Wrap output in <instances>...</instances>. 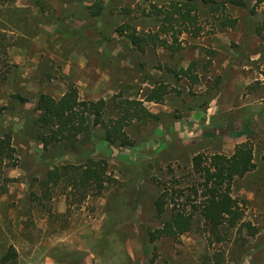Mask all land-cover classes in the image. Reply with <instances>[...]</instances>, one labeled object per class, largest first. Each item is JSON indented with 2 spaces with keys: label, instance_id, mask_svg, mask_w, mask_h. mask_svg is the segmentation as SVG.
Listing matches in <instances>:
<instances>
[{
  "label": "rangeland",
  "instance_id": "1",
  "mask_svg": "<svg viewBox=\"0 0 264 264\" xmlns=\"http://www.w3.org/2000/svg\"><path fill=\"white\" fill-rule=\"evenodd\" d=\"M36 1L0 0V131L11 134L17 163L0 165V186L10 179L0 195V264L10 246V264H40L46 251L56 264H264V0L202 16L204 35H181L176 52H139L127 38L155 32L151 5L168 0H41L42 13ZM92 5L103 8L97 18ZM155 83L165 87L159 104L144 101ZM71 87L80 100H141L159 116V125L125 129L132 149L93 140L77 150L107 160L100 195L40 183L53 164L74 160L56 147L43 154L33 140L37 95L58 99ZM239 144L253 150L255 168L231 185L236 226L212 230L195 216L190 232L151 241L170 216L168 207L155 212L160 191L189 210L200 201L192 157L231 156Z\"/></svg>",
  "mask_w": 264,
  "mask_h": 264
},
{
  "label": "trees",
  "instance_id": "2",
  "mask_svg": "<svg viewBox=\"0 0 264 264\" xmlns=\"http://www.w3.org/2000/svg\"><path fill=\"white\" fill-rule=\"evenodd\" d=\"M36 2L42 13L44 8L41 0ZM256 2L261 3L262 0ZM228 6L245 8L246 0H168L160 6L151 5L153 15L159 22L158 29L147 33L134 29L127 33V38L139 52H144L151 44L176 52L178 49L174 45L181 35L186 34L192 38L204 35L202 16L208 19L225 14ZM102 10L100 5H92L91 15L97 18ZM128 12L126 10V14ZM226 18L224 17V25L234 24L235 21ZM119 32L121 34L126 31L121 28ZM165 95V87L155 83L144 101L159 104L163 102ZM108 108L111 113L106 117ZM35 109L38 116L34 120L32 138L40 144L43 154L56 147L60 151V157L72 156L74 160L73 163L53 164L47 171L46 179L40 182L41 185L43 188L49 184L53 187L61 185L64 190H76L84 193V196L88 192L100 195L110 176L107 173L106 159H95L87 155L74 157L80 147L93 140H101L109 147L132 149L135 142L126 134L127 127L150 121L159 125V116L148 111L141 100L124 99L121 94L115 95L109 102L105 99L80 100L74 87L58 99L39 93ZM97 128L102 131L100 136L95 134ZM11 140V134L0 131V165L8 162L7 166L13 168L17 163ZM191 164L193 173L199 179L198 188H194V196L200 201L190 204L188 210L187 205L179 203L176 198L168 199V193L161 190L153 202L155 212L160 216L168 207L170 216L160 228L151 233V241L162 237L176 238L190 232L195 225V216L212 230L225 224L234 228L241 220L238 201L231 196V185L236 178H242L255 168L253 150L245 144H239L231 156H205L198 153L192 157ZM9 181L10 179H3L0 195L6 193ZM16 257L15 248L10 246L1 262L10 264Z\"/></svg>",
  "mask_w": 264,
  "mask_h": 264
},
{
  "label": "crops",
  "instance_id": "3",
  "mask_svg": "<svg viewBox=\"0 0 264 264\" xmlns=\"http://www.w3.org/2000/svg\"><path fill=\"white\" fill-rule=\"evenodd\" d=\"M22 1H25V0H16V3H18V5L16 4V8H26V7L31 6V5H22V4L19 5V3L22 2ZM29 1L31 2V0H29ZM32 2H33V5H34V1H32ZM16 53L17 54H23V52H19L18 50H16V48L12 47V50H11L10 54H15L16 55ZM166 135H167V131H165V137H166ZM165 139H167V138H165ZM45 253H46V255L44 257V260L40 264H56V251H53V252H47L46 251Z\"/></svg>",
  "mask_w": 264,
  "mask_h": 264
}]
</instances>
